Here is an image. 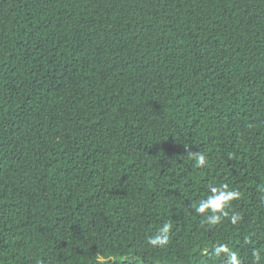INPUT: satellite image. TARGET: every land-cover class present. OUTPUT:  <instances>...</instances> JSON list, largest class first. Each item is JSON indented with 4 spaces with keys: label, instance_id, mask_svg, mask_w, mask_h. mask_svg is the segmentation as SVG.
<instances>
[{
    "label": "trees",
    "instance_id": "1",
    "mask_svg": "<svg viewBox=\"0 0 264 264\" xmlns=\"http://www.w3.org/2000/svg\"><path fill=\"white\" fill-rule=\"evenodd\" d=\"M224 184L229 215L197 212ZM221 244L264 264V0H0V264Z\"/></svg>",
    "mask_w": 264,
    "mask_h": 264
},
{
    "label": "clouds",
    "instance_id": "2",
    "mask_svg": "<svg viewBox=\"0 0 264 264\" xmlns=\"http://www.w3.org/2000/svg\"><path fill=\"white\" fill-rule=\"evenodd\" d=\"M194 158L198 166H203L206 164V156L204 154L196 153L194 154ZM224 189V190H220ZM220 189L217 187L210 188V194L207 195L205 199L200 200L199 205L195 207L196 211L199 213H204L206 211H211L216 213L219 211L223 217H227L229 215L228 211L226 210L228 207V203L233 199L239 198V192L231 191L228 189V185H220ZM221 217L214 216L211 219V223L219 222ZM240 217L236 214L231 216V223L236 224ZM170 225L165 224L161 229H159L158 234L148 239V243L152 246H159L166 241L162 237L161 233H166L169 229ZM216 257H220L221 253L224 254L225 264H240V260L238 258V254L235 251L228 249L226 245H219L215 247L213 250ZM253 256L255 261L258 264L259 261V253L253 252Z\"/></svg>",
    "mask_w": 264,
    "mask_h": 264
}]
</instances>
